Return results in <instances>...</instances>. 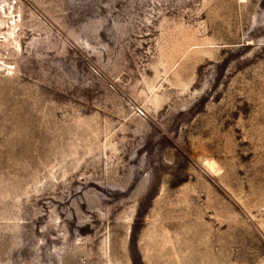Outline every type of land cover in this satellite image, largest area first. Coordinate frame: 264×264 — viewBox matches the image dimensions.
Returning <instances> with one entry per match:
<instances>
[{"label":"rangeland","instance_id":"obj_1","mask_svg":"<svg viewBox=\"0 0 264 264\" xmlns=\"http://www.w3.org/2000/svg\"><path fill=\"white\" fill-rule=\"evenodd\" d=\"M0 264H264V0H0Z\"/></svg>","mask_w":264,"mask_h":264}]
</instances>
